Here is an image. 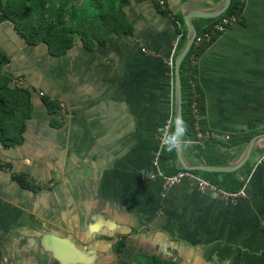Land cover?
Wrapping results in <instances>:
<instances>
[{"label": "crops", "instance_id": "0c3cea01", "mask_svg": "<svg viewBox=\"0 0 264 264\" xmlns=\"http://www.w3.org/2000/svg\"><path fill=\"white\" fill-rule=\"evenodd\" d=\"M221 2L167 0L165 12L156 0H131V33H113L91 50L77 38L61 56L44 43L29 45L1 20L0 45L11 57L5 70L32 89L34 110L23 143L0 142V264H67L82 256L79 264H150L154 257L264 264V139L250 154L245 194L228 199L199 187L208 181L203 173L165 187L152 165L175 118L182 34L174 16ZM241 17L202 46L193 71L203 100L198 124L224 144L238 140L216 149L224 165L264 133V0H248ZM210 19L193 21L202 27ZM46 96L67 103V120L51 114ZM18 175L56 183L27 189ZM120 238L126 246L118 252Z\"/></svg>", "mask_w": 264, "mask_h": 264}, {"label": "trees", "instance_id": "16d2710c", "mask_svg": "<svg viewBox=\"0 0 264 264\" xmlns=\"http://www.w3.org/2000/svg\"><path fill=\"white\" fill-rule=\"evenodd\" d=\"M131 0H0V22L7 20L11 23L16 33L29 45L44 43L53 56H61L68 53L80 38L84 47L91 50L98 44H105L113 33L125 34L132 32L125 6ZM157 1V0H156ZM164 11L168 12L166 4H160ZM238 0H232L229 8L216 19H210L205 26L198 25V32L207 29L220 17L241 12ZM174 22L178 27L181 37L177 45L176 56L187 42V24L182 13L174 16ZM200 47L197 52L201 51ZM192 47L181 66L182 88H183V115L182 121L186 125V131L182 135L187 157L195 164L202 165H224L227 160L224 155L216 152L219 145L227 148L237 143L232 138L229 143L214 136L199 139L197 131V118L192 111L191 79L194 67L190 56L194 53ZM175 56V57H176ZM11 60L10 55L0 45V142L5 147H15L23 143L28 122L32 117L34 102L32 89L26 85L15 82L22 77H14L5 67ZM23 79V78H22ZM45 96V93L44 95ZM45 102L51 114H58L60 102L46 96ZM201 101L200 108L202 107ZM202 129V128H201ZM203 130V129H202ZM175 136L174 122L169 127L166 138L168 141ZM191 140V146L187 141ZM250 140L248 138L245 143ZM160 168L166 175L176 173L183 169L177 162L176 146L170 143L164 145L159 156ZM0 162L1 161L0 159ZM1 165V163H0ZM254 164L250 158L237 170L225 171H201L194 170L193 173H203L208 181L218 189L230 192L242 190L247 178L253 170ZM241 175L242 177H240ZM16 179L27 189L40 188L35 182L29 181L25 176L18 175ZM41 189V188H40ZM126 246L125 238L116 245L118 252ZM150 264H174V262L154 257Z\"/></svg>", "mask_w": 264, "mask_h": 264}, {"label": "built area", "instance_id": "2783aa9c", "mask_svg": "<svg viewBox=\"0 0 264 264\" xmlns=\"http://www.w3.org/2000/svg\"><path fill=\"white\" fill-rule=\"evenodd\" d=\"M158 1L161 4H165V0H158ZM238 1H239L240 7H244L248 0H238ZM241 19H242L241 12L230 13V14L224 15V16L220 17L219 19H217L216 21H214L207 29H205L201 32H198V34L195 37V40L193 42V45H192V47H195V51L190 56L191 64L193 65V67L197 63V60L199 57V53L197 52V50L200 47H202L203 45H205L207 43H211L215 39L216 36L227 31V29L230 26H232L234 23L238 22ZM142 50L144 52H146L147 48L143 47ZM15 82H17L19 84H23L24 80L22 78H19V79H16ZM191 91L193 93L192 111H193L194 116L196 118H198V115L200 112V104L202 101V94L199 90V86H198L195 78L191 79ZM40 95H44V92L40 91ZM58 117H59V121H64L69 117L68 105L64 101H61L59 104ZM171 124L172 123L169 122L166 126L164 138L161 141V149L164 145L168 144V142H169L166 138V133H167L169 127L171 126ZM197 131H198L199 139H205V138L212 136L211 135L212 133L210 131L202 130L200 125L198 124V122H197ZM227 138H230V136H227ZM161 149L156 153L154 159L152 160V165L154 166V168H156L158 170L159 175H161L163 177L165 187L174 186V185L180 183L184 178L193 176L192 170H187V169H179L176 173L171 174V175L164 174L160 168L159 156L161 153ZM0 163L2 164V162H0ZM4 168H6L7 170H10V167H8L6 165H4ZM156 175H157V173H155V172L150 173V177H152V178L156 177ZM35 183L41 189L50 188L51 186L54 185V182L48 183V182H44L42 180L41 181L36 180ZM198 185L201 189H204L207 187L211 191H220L221 194L223 195V197L227 198V199L236 196V193H238V192L241 195L245 194L244 190H240L237 192L220 190L215 185L211 184L209 181L203 180V179H201L198 182Z\"/></svg>", "mask_w": 264, "mask_h": 264}, {"label": "water", "instance_id": "95a60500", "mask_svg": "<svg viewBox=\"0 0 264 264\" xmlns=\"http://www.w3.org/2000/svg\"><path fill=\"white\" fill-rule=\"evenodd\" d=\"M232 0H222L220 5L214 9L210 10H202L198 13H185L184 19L187 24V42L179 54L175 58L174 62V70H175V118H174V125H175V132L177 133L176 129V120L177 118L182 119L183 115V88H182V76H181V66L186 58L187 54L189 53L195 37L198 34V28L196 27L193 18L194 17H205V18H215L222 15L231 5ZM264 139V133L257 134L253 136L247 144L246 150L242 158L234 164L230 165H196L191 163L185 156L184 148H183V138L180 135L176 134V151L178 160L181 166L187 170H203V171H235L236 169L240 168L250 157V154L254 148V146L260 141ZM69 244V243H68ZM49 255V254H48ZM87 257V256H86ZM84 262V256L80 260H72V262L67 264H79Z\"/></svg>", "mask_w": 264, "mask_h": 264}, {"label": "clouds", "instance_id": "9594fccd", "mask_svg": "<svg viewBox=\"0 0 264 264\" xmlns=\"http://www.w3.org/2000/svg\"><path fill=\"white\" fill-rule=\"evenodd\" d=\"M175 123H176V129H177V133L176 134L182 136L184 134V132L186 131V125L184 124V122L180 118H177ZM169 143L171 144L172 147H175L176 143H177L176 137L173 136L171 138V140L169 141ZM191 144H192L191 140L187 141V146L190 147Z\"/></svg>", "mask_w": 264, "mask_h": 264}, {"label": "rangeland", "instance_id": "374dc122", "mask_svg": "<svg viewBox=\"0 0 264 264\" xmlns=\"http://www.w3.org/2000/svg\"><path fill=\"white\" fill-rule=\"evenodd\" d=\"M158 1V0H157ZM159 2V1H158ZM167 3V0H165V4ZM161 4V3H160ZM192 48V47H191ZM191 50V49H190ZM193 78H194V76H193ZM57 119H58V121H59V117H58V114H57ZM198 119V118H197ZM67 120V119H66ZM198 121V120H197ZM174 122V121H173ZM162 139L164 138V134L162 135V137H161ZM162 141V140H161ZM169 143V142H168ZM184 169V168H183ZM37 181L39 180V181H41L40 179H36ZM35 180V181H36ZM44 182H48V183H51V182H54V185L53 186H51V187H54L55 186V183H56V181H44ZM121 240V238L120 239H118L116 242H119Z\"/></svg>", "mask_w": 264, "mask_h": 264}]
</instances>
